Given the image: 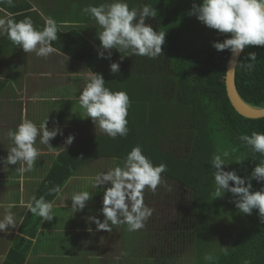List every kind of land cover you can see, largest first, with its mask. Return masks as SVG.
Segmentation results:
<instances>
[{
    "label": "trees",
    "instance_id": "1",
    "mask_svg": "<svg viewBox=\"0 0 264 264\" xmlns=\"http://www.w3.org/2000/svg\"><path fill=\"white\" fill-rule=\"evenodd\" d=\"M38 1L41 14L29 0H0L11 15L0 32V64L12 72V55L36 42L84 64L99 84L111 128L61 151L38 186L22 236L0 247L1 264H29L51 206L102 158L137 164L189 195L183 230L151 233L141 255L134 251L115 264H177L191 256L197 264H264V118L239 115L226 89L232 52L264 0ZM138 16L150 24L131 27ZM235 80L242 101L264 109V18L257 19ZM112 238L113 257L126 255L128 234Z\"/></svg>",
    "mask_w": 264,
    "mask_h": 264
},
{
    "label": "crops",
    "instance_id": "2",
    "mask_svg": "<svg viewBox=\"0 0 264 264\" xmlns=\"http://www.w3.org/2000/svg\"><path fill=\"white\" fill-rule=\"evenodd\" d=\"M29 1L34 10L42 12L39 7L42 3ZM10 17L0 8V32ZM16 53H23L25 58L29 56L32 64L45 61L53 69L57 68L60 76L71 79L58 80L57 84L47 86L40 81L30 82L27 67L20 77L15 74L14 66L12 72L8 67L0 71V82H5L7 88L6 93L0 94L3 111H0V247L5 245L6 239L12 245L22 236L20 227L38 186L61 151L93 137L106 136L111 128L99 84L84 64L51 48L41 47L38 42L28 43ZM54 56L59 59L48 60ZM118 68L123 71L122 65ZM18 88L24 94L30 93L26 90L28 88L40 93L32 94L28 99L16 95L13 98L12 94L18 93ZM10 108L14 113L9 112ZM2 124L6 126L2 127ZM129 166L131 164L122 160L102 158L80 171L49 209L37 237L33 239L28 263H51L52 258L55 263L60 259L65 264H83L84 260L88 264H112L114 242L111 210L108 208L112 202L111 181L122 179ZM137 169L143 173L139 166ZM119 218L124 221V214ZM49 246L51 249L56 247L54 254L48 251ZM119 254L114 258L124 261L125 257L120 260L123 253ZM37 259L40 260L35 262Z\"/></svg>",
    "mask_w": 264,
    "mask_h": 264
},
{
    "label": "rangeland",
    "instance_id": "3",
    "mask_svg": "<svg viewBox=\"0 0 264 264\" xmlns=\"http://www.w3.org/2000/svg\"><path fill=\"white\" fill-rule=\"evenodd\" d=\"M53 1L56 0H43V2L47 4L53 3ZM131 19H129V21ZM130 23L131 27H147V25L150 24V22H148L144 17L142 18L141 16L132 19ZM25 57L26 56L23 53H16L12 55L11 59L16 70L15 74L19 77L23 76L25 67H27L29 69L27 74L31 75L29 76L31 78L30 82H34L33 84H35L37 81H40L42 83L44 82V84H47V86H52L55 83L57 84L56 81L58 80L59 82H63L71 79V77L68 76H60L58 74L59 70L57 68L53 69L52 65L46 64L45 61H38L37 64H32V59L29 58V56H27V58ZM50 58H53L54 60L59 59V57L54 56L48 57V60ZM27 61L29 65L27 64ZM1 70H5V66L2 64L0 66V71ZM26 90H28V92L30 93L24 94L22 93L23 90H20V88H18V93L12 94L13 98L14 95H16V97L27 96L26 99H28V97H32V94L40 93L39 91L34 90V88H28ZM2 106L3 105H1V107ZM6 106L7 105H4V108H6ZM17 106H19L20 108L19 101H17ZM16 110L19 112L18 108H16ZM9 112L14 113L12 111V108H10ZM3 126L6 125L2 124V127ZM135 165L136 166H129L130 169L125 172L122 179L111 181L113 193L111 198L112 202L110 204V207L108 208H110L111 210L112 231L113 234L128 233L129 238L127 254L125 256L123 255L120 260L124 259V257L127 258V256L134 251V254L136 256L141 255L140 252H142V249H139V247H146L149 244L148 237L151 233L157 234L162 231L165 232L166 228L168 229L169 234L171 233L172 228H179V230H183L179 226L183 225V223L180 224V222H183L181 220L183 217L181 216H184V222L187 217L190 218V204L188 202L189 195L186 191H184L180 187H176V185L169 180L157 177L154 178L146 175L144 172L140 173L137 169V164ZM123 214L124 221L123 219L119 218ZM136 230L138 231L136 232ZM92 232L94 231H91V233ZM218 233H223V238L227 237V232H225L224 229H222ZM214 241L218 242L219 239L216 238ZM152 245H157V242ZM52 248H54V246H52ZM53 250L56 251V247ZM31 259L33 261L34 257H32ZM193 259L194 258L192 256L184 258L180 257L176 262L177 264H197V262L193 261ZM38 260L40 259L35 260V262ZM55 262L56 261H54L52 264H55ZM112 262L113 264H115L114 257L112 259ZM36 264L49 263H45L44 261H42Z\"/></svg>",
    "mask_w": 264,
    "mask_h": 264
},
{
    "label": "water",
    "instance_id": "4",
    "mask_svg": "<svg viewBox=\"0 0 264 264\" xmlns=\"http://www.w3.org/2000/svg\"><path fill=\"white\" fill-rule=\"evenodd\" d=\"M259 18H264V6L253 9L249 14L245 27L232 52L226 71V89L230 103L239 115L254 120L264 118V109L251 108L242 101L237 92L235 74L238 62Z\"/></svg>",
    "mask_w": 264,
    "mask_h": 264
}]
</instances>
